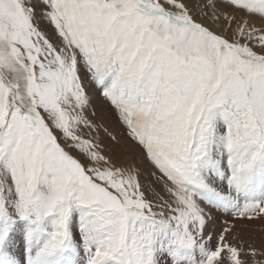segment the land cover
I'll return each instance as SVG.
<instances>
[{"label": "snow or ice", "instance_id": "1", "mask_svg": "<svg viewBox=\"0 0 264 264\" xmlns=\"http://www.w3.org/2000/svg\"><path fill=\"white\" fill-rule=\"evenodd\" d=\"M0 264H264V0H0Z\"/></svg>", "mask_w": 264, "mask_h": 264}]
</instances>
